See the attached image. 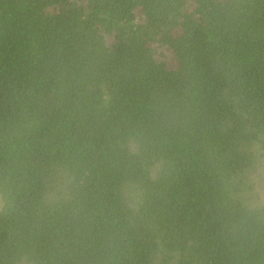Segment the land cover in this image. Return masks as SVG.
I'll return each instance as SVG.
<instances>
[{
	"label": "trees",
	"instance_id": "trees-1",
	"mask_svg": "<svg viewBox=\"0 0 264 264\" xmlns=\"http://www.w3.org/2000/svg\"><path fill=\"white\" fill-rule=\"evenodd\" d=\"M0 196V264H264V0H0Z\"/></svg>",
	"mask_w": 264,
	"mask_h": 264
},
{
	"label": "rangeland",
	"instance_id": "rangeland-1",
	"mask_svg": "<svg viewBox=\"0 0 264 264\" xmlns=\"http://www.w3.org/2000/svg\"><path fill=\"white\" fill-rule=\"evenodd\" d=\"M169 63H170V65L173 64L172 61H169ZM2 207H3V200H2V198L0 196V210H1Z\"/></svg>",
	"mask_w": 264,
	"mask_h": 264
}]
</instances>
